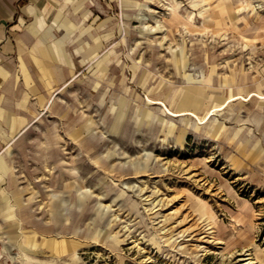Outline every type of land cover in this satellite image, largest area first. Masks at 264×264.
<instances>
[{
	"label": "rangeland",
	"instance_id": "rangeland-1",
	"mask_svg": "<svg viewBox=\"0 0 264 264\" xmlns=\"http://www.w3.org/2000/svg\"><path fill=\"white\" fill-rule=\"evenodd\" d=\"M59 2L0 61L9 264H264V0Z\"/></svg>",
	"mask_w": 264,
	"mask_h": 264
},
{
	"label": "crops",
	"instance_id": "crops-1",
	"mask_svg": "<svg viewBox=\"0 0 264 264\" xmlns=\"http://www.w3.org/2000/svg\"><path fill=\"white\" fill-rule=\"evenodd\" d=\"M61 7L63 5L59 0H25L24 2L0 0V44L3 47L0 48V61L9 59V54L13 52L19 53V56L23 53L27 55V50L21 52L20 46L37 38H43L51 19H56L54 25L58 24L67 27L69 31L72 30V23L64 22L62 19L64 14L61 12ZM32 55L35 57L34 53ZM3 71L7 74L8 65H0V78H2L0 89L3 84H7L6 76L2 75ZM4 114L0 111V137L3 135L1 132L3 120L7 117L5 115L3 118ZM30 123L23 124L24 126L15 134L14 139L22 134ZM4 149L0 143V155L5 152Z\"/></svg>",
	"mask_w": 264,
	"mask_h": 264
},
{
	"label": "built area",
	"instance_id": "built-area-1",
	"mask_svg": "<svg viewBox=\"0 0 264 264\" xmlns=\"http://www.w3.org/2000/svg\"><path fill=\"white\" fill-rule=\"evenodd\" d=\"M7 237L0 229V264H9L10 254L7 249Z\"/></svg>",
	"mask_w": 264,
	"mask_h": 264
},
{
	"label": "bare ground",
	"instance_id": "bare-ground-1",
	"mask_svg": "<svg viewBox=\"0 0 264 264\" xmlns=\"http://www.w3.org/2000/svg\"><path fill=\"white\" fill-rule=\"evenodd\" d=\"M20 200H21V199H20ZM0 226H1V224H0ZM32 243L34 244V242H31L30 240L28 241V244H32ZM25 244H26V243H25ZM33 244H32V245H33ZM55 250H56L57 253L61 251L59 248H58V249L56 248Z\"/></svg>",
	"mask_w": 264,
	"mask_h": 264
}]
</instances>
